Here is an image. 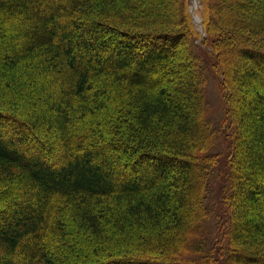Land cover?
Listing matches in <instances>:
<instances>
[{
    "label": "trees",
    "instance_id": "1",
    "mask_svg": "<svg viewBox=\"0 0 264 264\" xmlns=\"http://www.w3.org/2000/svg\"><path fill=\"white\" fill-rule=\"evenodd\" d=\"M202 3L0 0V264H264V0Z\"/></svg>",
    "mask_w": 264,
    "mask_h": 264
},
{
    "label": "rangeland",
    "instance_id": "2",
    "mask_svg": "<svg viewBox=\"0 0 264 264\" xmlns=\"http://www.w3.org/2000/svg\"><path fill=\"white\" fill-rule=\"evenodd\" d=\"M188 4H189L190 13L192 15V19H193V15H199L200 17H202V23H203L202 0H188ZM193 22L195 23L194 19H193ZM196 26L199 32L202 34V37L205 36L200 31L197 24ZM208 62L210 64V60ZM219 75H220L219 72L214 70V68L213 69L210 68L209 85H208V92H207V96H208L207 112L208 114L213 115L216 119L223 120L224 121L223 124H225L228 122L227 107L225 105L226 90L223 84H221V82L219 81V77H218ZM218 181L220 182V184H222L223 178L221 177V175Z\"/></svg>",
    "mask_w": 264,
    "mask_h": 264
},
{
    "label": "water",
    "instance_id": "3",
    "mask_svg": "<svg viewBox=\"0 0 264 264\" xmlns=\"http://www.w3.org/2000/svg\"><path fill=\"white\" fill-rule=\"evenodd\" d=\"M193 19H194L195 23L198 25L200 31H202L203 35H205L206 31H205V27L202 23V17H200L199 15H193Z\"/></svg>",
    "mask_w": 264,
    "mask_h": 264
}]
</instances>
